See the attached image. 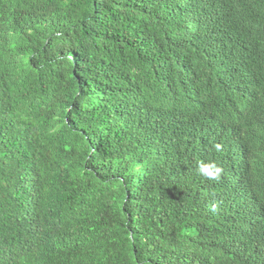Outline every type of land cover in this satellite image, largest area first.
<instances>
[{"label":"trees","instance_id":"1","mask_svg":"<svg viewBox=\"0 0 264 264\" xmlns=\"http://www.w3.org/2000/svg\"><path fill=\"white\" fill-rule=\"evenodd\" d=\"M0 264H264V0H0Z\"/></svg>","mask_w":264,"mask_h":264},{"label":"clouds","instance_id":"2","mask_svg":"<svg viewBox=\"0 0 264 264\" xmlns=\"http://www.w3.org/2000/svg\"><path fill=\"white\" fill-rule=\"evenodd\" d=\"M213 148L215 151L219 152L222 150V145L216 143L213 145ZM197 171L202 177L210 181H215L221 177L223 168L217 163V161L209 159L199 161ZM213 208H215V205H213Z\"/></svg>","mask_w":264,"mask_h":264}]
</instances>
